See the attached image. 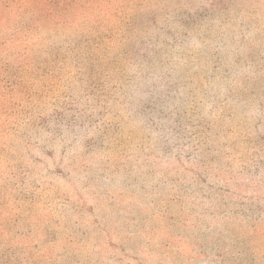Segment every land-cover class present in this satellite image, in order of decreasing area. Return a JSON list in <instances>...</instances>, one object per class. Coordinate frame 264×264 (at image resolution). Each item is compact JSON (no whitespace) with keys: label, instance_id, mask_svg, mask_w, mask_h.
Wrapping results in <instances>:
<instances>
[{"label":"rangeland","instance_id":"rangeland-1","mask_svg":"<svg viewBox=\"0 0 264 264\" xmlns=\"http://www.w3.org/2000/svg\"><path fill=\"white\" fill-rule=\"evenodd\" d=\"M0 264H264V0H0Z\"/></svg>","mask_w":264,"mask_h":264}]
</instances>
